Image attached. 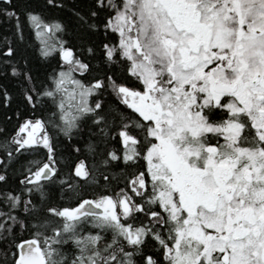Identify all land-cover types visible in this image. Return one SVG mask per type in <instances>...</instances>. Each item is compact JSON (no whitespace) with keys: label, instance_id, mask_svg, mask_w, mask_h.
Listing matches in <instances>:
<instances>
[{"label":"snow or ice","instance_id":"snow-or-ice-1","mask_svg":"<svg viewBox=\"0 0 264 264\" xmlns=\"http://www.w3.org/2000/svg\"><path fill=\"white\" fill-rule=\"evenodd\" d=\"M0 264H264V0H0Z\"/></svg>","mask_w":264,"mask_h":264},{"label":"trees","instance_id":"trees-1","mask_svg":"<svg viewBox=\"0 0 264 264\" xmlns=\"http://www.w3.org/2000/svg\"><path fill=\"white\" fill-rule=\"evenodd\" d=\"M9 127H11V125H9Z\"/></svg>","mask_w":264,"mask_h":264}]
</instances>
